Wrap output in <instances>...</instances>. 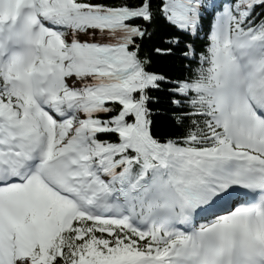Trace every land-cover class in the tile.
I'll return each instance as SVG.
<instances>
[{
	"label": "snow or ice",
	"instance_id": "snow-or-ice-1",
	"mask_svg": "<svg viewBox=\"0 0 264 264\" xmlns=\"http://www.w3.org/2000/svg\"><path fill=\"white\" fill-rule=\"evenodd\" d=\"M0 264H264V0H0Z\"/></svg>",
	"mask_w": 264,
	"mask_h": 264
},
{
	"label": "trees",
	"instance_id": "trees-1",
	"mask_svg": "<svg viewBox=\"0 0 264 264\" xmlns=\"http://www.w3.org/2000/svg\"><path fill=\"white\" fill-rule=\"evenodd\" d=\"M161 68H163V66H164V62L162 61L161 62ZM157 119V121L159 122V123H161V124H163V125H165V126H168V125H170V121L169 120H167V118L166 117H163V116H161V117H157L156 118Z\"/></svg>",
	"mask_w": 264,
	"mask_h": 264
}]
</instances>
